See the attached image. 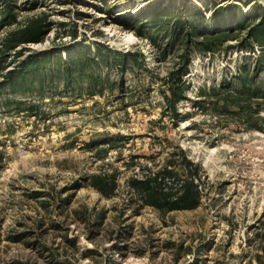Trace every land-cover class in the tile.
Wrapping results in <instances>:
<instances>
[{
    "label": "rangeland",
    "instance_id": "obj_1",
    "mask_svg": "<svg viewBox=\"0 0 264 264\" xmlns=\"http://www.w3.org/2000/svg\"><path fill=\"white\" fill-rule=\"evenodd\" d=\"M32 19L43 39L6 51ZM263 19L264 0H0V264H257ZM185 158L200 205H145L130 180L174 167L176 189Z\"/></svg>",
    "mask_w": 264,
    "mask_h": 264
},
{
    "label": "trees",
    "instance_id": "obj_2",
    "mask_svg": "<svg viewBox=\"0 0 264 264\" xmlns=\"http://www.w3.org/2000/svg\"><path fill=\"white\" fill-rule=\"evenodd\" d=\"M150 17L155 18L157 15L153 14ZM263 23L264 19L251 27L249 34L258 39L262 38L264 36ZM140 26L136 33L143 35V26ZM45 32L46 30L44 31L42 23L38 19H32L19 30L10 33L4 42L6 51L9 48H15L24 43L39 42L43 39ZM234 34L233 27L223 30L216 27L212 30L205 31L204 39L212 43H222L226 40L236 38L237 36ZM203 43H205L203 40L198 42V44ZM199 48L200 50L205 49L202 45ZM121 55L125 57L124 54L121 53ZM10 74L11 71L6 75ZM175 74L177 75L178 81L183 83V73L176 71ZM177 88L180 89L178 86ZM169 91L170 93L165 94V96L174 110H176L175 102L182 95V89L176 91V87L171 86L169 87ZM185 161L186 166L191 167H187V173L182 180V184L176 189L167 185L166 178L178 176L180 173L174 167L168 166L163 167L160 171H152L142 178L133 177L130 180L131 187L142 198V202L145 205H150L162 213L172 210L197 208L200 205L201 199V189L199 183L196 181L199 164L187 158H185ZM108 178L109 175L93 173L90 176V184L103 195L109 196L116 187V180L113 178L112 182H109ZM259 249L260 251L255 253V259L257 264H264V240L262 238L259 241ZM249 264L252 263L250 262Z\"/></svg>",
    "mask_w": 264,
    "mask_h": 264
},
{
    "label": "bare ground",
    "instance_id": "obj_3",
    "mask_svg": "<svg viewBox=\"0 0 264 264\" xmlns=\"http://www.w3.org/2000/svg\"><path fill=\"white\" fill-rule=\"evenodd\" d=\"M128 39H131V36H130V37H128Z\"/></svg>",
    "mask_w": 264,
    "mask_h": 264
}]
</instances>
